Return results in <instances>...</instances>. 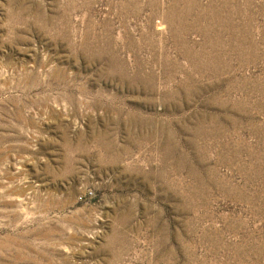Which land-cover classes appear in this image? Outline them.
I'll list each match as a JSON object with an SVG mask.
<instances>
[{"label":"rangeland","instance_id":"1","mask_svg":"<svg viewBox=\"0 0 264 264\" xmlns=\"http://www.w3.org/2000/svg\"><path fill=\"white\" fill-rule=\"evenodd\" d=\"M0 264H264V0H0Z\"/></svg>","mask_w":264,"mask_h":264}]
</instances>
